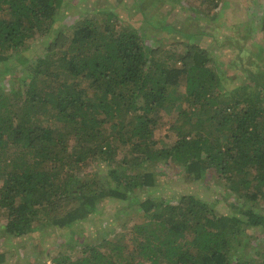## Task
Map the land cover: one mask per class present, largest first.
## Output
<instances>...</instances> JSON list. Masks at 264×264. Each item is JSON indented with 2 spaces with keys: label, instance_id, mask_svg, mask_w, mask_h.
I'll use <instances>...</instances> for the list:
<instances>
[{
  "label": "trees",
  "instance_id": "1",
  "mask_svg": "<svg viewBox=\"0 0 264 264\" xmlns=\"http://www.w3.org/2000/svg\"><path fill=\"white\" fill-rule=\"evenodd\" d=\"M62 6L63 0H0V62L28 39L49 32ZM61 38L26 72L32 76L24 81L31 107L23 119L0 96L3 235L23 237L38 230L37 222L67 229L92 220L106 201H130L129 193L156 186L158 175L148 169L158 162L183 167L190 181L213 168L233 182L235 193L264 199V82L253 79L230 91L223 74L209 66L205 49L164 55L134 24L118 26L112 12L79 21L58 58V43L66 45ZM40 73L56 80L55 86L40 89ZM177 101L186 104L178 114L184 121L174 128L173 144L160 148L155 131L162 111ZM39 103L53 110L46 124L35 119ZM128 146L127 156L109 167L101 184L82 174L92 159L113 162L118 148ZM142 167L144 172H134ZM136 204L145 221L133 227L132 251L102 234L82 246L79 256L59 253L52 264H264V245L257 248L245 236L249 227L264 231V215L255 210L221 214L190 194L176 203L147 196ZM0 264H6L5 252Z\"/></svg>",
  "mask_w": 264,
  "mask_h": 264
},
{
  "label": "rangeland",
  "instance_id": "2",
  "mask_svg": "<svg viewBox=\"0 0 264 264\" xmlns=\"http://www.w3.org/2000/svg\"><path fill=\"white\" fill-rule=\"evenodd\" d=\"M101 10L112 12L118 26L134 24L141 30L144 41L164 55H182L195 46L205 49L211 59L209 66L223 74L225 87L230 91L248 85L253 79L264 82V0H213L206 4L199 0H63L55 25L49 32L28 39L24 48L13 49L10 59L0 62V96L7 98L18 120L23 119L25 109L31 107V103L25 102L24 81L31 80L32 76L27 74L39 57L47 55L50 42L57 36L66 41L64 46L58 43L54 51L58 58L61 57L60 52L67 48L75 25L85 18H104L107 12L101 13ZM48 78L45 73H40L37 86L44 90L51 85L54 87L57 81ZM179 90L185 91L184 84ZM184 108L186 104L177 101L162 111V119L155 131L158 147H170L177 139L174 128L182 125L184 120L181 117L179 120L178 114ZM33 112H36V121L46 124L53 110L39 103ZM73 144L70 139L69 145ZM129 148L119 147L117 160L113 162L100 156L92 159L84 165L82 174L93 175L101 184L109 167L121 163ZM11 151L14 149H9V155ZM148 170L158 175L156 186L129 193L130 201H106L101 214L72 228L58 229L37 222L38 230L14 237L3 235L1 226L6 220L0 215V252L6 253V264H52L50 259L59 253L77 257L82 246L95 242L102 234L104 239L121 243L132 251L133 227L145 221L144 212L139 210L136 202L147 196H163L176 203L181 195L190 194L206 200L221 214L241 208L264 215V199L253 201L235 193L231 188L233 182L224 179L213 168L198 181H190L184 168L172 162H158L150 165ZM134 172H144V168ZM262 235L264 231L260 228L249 227L245 232L257 248L264 245ZM257 248L253 249L254 253ZM142 264L150 263L142 261Z\"/></svg>",
  "mask_w": 264,
  "mask_h": 264
}]
</instances>
